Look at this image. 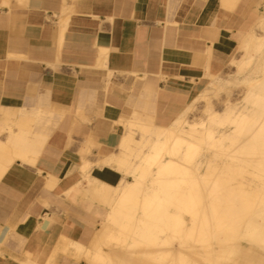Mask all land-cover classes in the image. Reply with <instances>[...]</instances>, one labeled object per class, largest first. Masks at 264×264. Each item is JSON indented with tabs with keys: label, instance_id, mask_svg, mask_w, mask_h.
<instances>
[{
	"label": "crops",
	"instance_id": "crops-1",
	"mask_svg": "<svg viewBox=\"0 0 264 264\" xmlns=\"http://www.w3.org/2000/svg\"><path fill=\"white\" fill-rule=\"evenodd\" d=\"M263 11L264 0H0V110L54 120L35 166L0 179V264H87L70 247L101 224L86 177L117 186L123 173L99 164L127 125L168 127Z\"/></svg>",
	"mask_w": 264,
	"mask_h": 264
},
{
	"label": "bare ground",
	"instance_id": "bare-ground-1",
	"mask_svg": "<svg viewBox=\"0 0 264 264\" xmlns=\"http://www.w3.org/2000/svg\"><path fill=\"white\" fill-rule=\"evenodd\" d=\"M232 74L243 76L220 77ZM202 83L168 127L127 125L117 153L99 164L123 173L117 186L86 177L85 195L100 208L101 224L87 247L70 244L77 258L87 264H226L239 251L247 263L264 264V16L225 69L206 72ZM235 91L241 106L231 100ZM53 121L40 111L0 110V179L15 162L35 166ZM243 174L257 181L260 195L248 192L252 181L233 184Z\"/></svg>",
	"mask_w": 264,
	"mask_h": 264
},
{
	"label": "rangeland",
	"instance_id": "rangeland-1",
	"mask_svg": "<svg viewBox=\"0 0 264 264\" xmlns=\"http://www.w3.org/2000/svg\"><path fill=\"white\" fill-rule=\"evenodd\" d=\"M262 16H264V11H263ZM255 62H256V60H255ZM248 72H249V70L246 71L243 75L248 74ZM243 75L232 74V75H227L225 77L220 75V77L226 78V79H235V77L242 78ZM233 94H235V95L233 96V98L231 100H233L234 104L241 106V104L243 103V100H242L243 97L240 96L241 93L239 91H235ZM241 142H242V140L239 142V144H241ZM205 155H209V153H205ZM218 162H220V161L218 160ZM246 179L249 180V181H252V183H253V184H251V187L248 189L249 190L248 192L250 194L260 195V193L258 194V193L254 192L256 190L255 184L257 183V181L254 180V178L251 177V176H247V175L243 174V177L242 178L239 177L235 182H233V184L238 185L239 183L245 182ZM244 189L247 190L246 187ZM263 261H264V258H263ZM226 264H249V263H247L245 261V259L242 258V253L241 252L235 251V252L232 253L230 259L226 261Z\"/></svg>",
	"mask_w": 264,
	"mask_h": 264
}]
</instances>
